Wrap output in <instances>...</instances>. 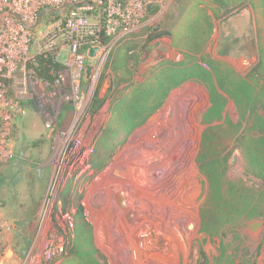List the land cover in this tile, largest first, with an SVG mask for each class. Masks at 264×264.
Masks as SVG:
<instances>
[{
	"label": "rangeland",
	"instance_id": "rangeland-1",
	"mask_svg": "<svg viewBox=\"0 0 264 264\" xmlns=\"http://www.w3.org/2000/svg\"><path fill=\"white\" fill-rule=\"evenodd\" d=\"M201 3L212 2L161 0L145 12L146 27L125 38L98 34L95 46L101 48L96 57L86 56L83 65L64 42L47 53L58 64L47 73H40L37 61L22 62L5 78L4 99L10 103L0 107V264H87L81 261L83 249L74 233L79 194L95 245L104 256L92 264H210L217 255L220 238L212 241L201 231L200 212L210 193V179L196 163L202 138L210 131L201 123L207 102L203 86L189 83L174 91L161 110L123 136L104 170L96 174L91 167L102 152L111 151L100 149L111 118L110 102L93 117L90 104L98 89L101 97L108 94L120 44L131 37L137 40L159 23L178 31L191 7ZM256 38L255 13L248 6L227 21L215 20L206 53L245 75L257 61ZM154 42L132 53L138 58V69L135 59L130 61L137 81L143 62L149 63L150 72L168 61L158 55L167 49L165 41ZM87 51L84 44L80 53ZM183 58L176 48L169 61ZM88 65L93 66L90 76ZM226 112L235 122L243 118L232 100ZM234 157L229 176L258 187L260 180L246 173L241 149H235ZM118 193H123L125 206ZM256 221L263 226L253 230ZM232 231L225 238L231 250L264 264V218L239 221ZM58 245H64L65 252L49 259L47 253Z\"/></svg>",
	"mask_w": 264,
	"mask_h": 264
},
{
	"label": "trees",
	"instance_id": "trees-1",
	"mask_svg": "<svg viewBox=\"0 0 264 264\" xmlns=\"http://www.w3.org/2000/svg\"><path fill=\"white\" fill-rule=\"evenodd\" d=\"M210 1L211 4L193 5L178 31L159 23L148 28L141 41L120 44L113 56V81L109 92L101 97L98 89L90 104L93 117L111 97H115L116 103L100 148L110 147L111 151L102 152L99 162L92 163L91 167L94 172L104 168L119 146L118 138L143 125L163 106L173 88L189 79L199 81L210 97V104L201 115V123L210 127V131L202 138L196 162L199 170L210 179L209 198L200 212L201 231L212 241L220 238L217 255L210 264H258L257 257L251 260L246 256L242 258L238 250H231L225 238L230 231L234 234L232 229L239 221L264 218V0ZM248 6L255 13L257 61L243 75L230 63L213 59L206 53V48L214 34L215 20L227 21ZM165 36H169L174 47L183 52L182 62L155 67L138 81L135 80L138 58H133L132 53L139 46L144 51ZM49 56L40 57L35 63L41 74L47 73L50 66H58ZM132 58L137 68L135 72L130 65ZM200 58L206 61L209 69L200 64ZM230 100L243 113L241 121L235 122L228 117L226 110ZM238 148L247 166L246 173L260 180L258 187L243 177L229 176L234 151ZM69 202L70 199L66 200V203ZM75 203L73 223L76 245L83 249L81 261L92 264V260L104 256L95 245L93 227L86 218L81 194ZM88 246L90 249H86ZM86 250L91 254L87 255Z\"/></svg>",
	"mask_w": 264,
	"mask_h": 264
},
{
	"label": "built area",
	"instance_id": "built-area-1",
	"mask_svg": "<svg viewBox=\"0 0 264 264\" xmlns=\"http://www.w3.org/2000/svg\"><path fill=\"white\" fill-rule=\"evenodd\" d=\"M160 1L0 0V107L10 103L4 99L5 78L13 76L20 63L36 62L53 46L67 42L75 61L83 65L96 47L98 34L125 38L145 25V12ZM48 16L51 23L43 24ZM92 18L96 22L92 23ZM84 44L88 51L83 55L80 48ZM202 65L209 68L206 63ZM64 252V245H58L47 257Z\"/></svg>",
	"mask_w": 264,
	"mask_h": 264
},
{
	"label": "crops",
	"instance_id": "crops-1",
	"mask_svg": "<svg viewBox=\"0 0 264 264\" xmlns=\"http://www.w3.org/2000/svg\"><path fill=\"white\" fill-rule=\"evenodd\" d=\"M147 26V24H145V26L144 27H146ZM214 35V34H213ZM135 36V35H134ZM144 38V35L143 36H141L140 38H138L137 37V40L135 39V37H131V38H127L122 44H124V43H126V44H129V43H131L132 41H135V42H138V41H141L142 39ZM158 40H162V41H165V43H166V46H167V49H165V50H160L159 52H158V55L160 54H163L164 55V58L165 59H168V61H167V63L166 62H163V63H161V64H156L152 69H154L155 67H159V66H162V67H164V66H168V65H170V63L172 62L173 64H180L182 61H178V62H173V61H169V59L171 58V52H173L176 48L175 47H173V43H172V40H171V38L170 37H167V36H165V37H162V38H159ZM157 40V41H158ZM121 44V45H122ZM153 45H155V42L153 43ZM152 45V46H153ZM151 49V47L149 48V50ZM199 62H200V64L202 65V62L199 60ZM149 65V63L148 64H146V62H143V64H141V66H140V73H142V75H144V74H147L148 73V66ZM203 66V65H202ZM204 67V66H203ZM209 67V66H208ZM205 68V67H204ZM151 69V70H152ZM206 69H209V68H206ZM189 83H195V84H197V85H200V86H203L205 89H206V87L203 85V84H201L199 81H197V80H192V79H189V80H187V81H185L184 83H182V85H180V86H178V87H175V88H173L171 91H170V93H169V95H168V97H167V99H166V101H165V103L163 104V106L166 104V102H167V100H169V97H170V95L174 92V91H176L177 89H179V88H181V87H183V86H185L186 84H189ZM206 91H207V102H206V105L204 106V108L202 109V111H201V115H202V113L208 108V106H209V104H210V97H209V93H208V90L206 89ZM231 101V100H230ZM230 101L228 102V104L230 103ZM108 102H110L109 104H110V106H111V108H110V110H111V116H112V108H113V106H114V103H116V100H115V97L113 96V97H111L107 102H106V104H108ZM105 104V105H106ZM105 105H104V107H105ZM163 106L160 108V109H158L155 113H153L149 118H148V120L154 115V114H156L159 110H161L162 108H163ZM228 106V105H227ZM103 107V108H104ZM102 108V109H103ZM110 116V117H111ZM147 120V121H148ZM146 121V122H147ZM145 122V123H146ZM144 123V124H145ZM143 124V125H144ZM142 126V125H141ZM141 126H139V127H141ZM139 127H137V128H139ZM137 128H135L134 130H136ZM134 130H132L131 132H133ZM131 132H129V133H126L125 135H128V134H130ZM123 136L124 135H122L120 138H118V142L120 143V142H123L126 138H123ZM123 138V139H122ZM119 146H120V144H119ZM118 146V147H119ZM115 152H116V150L114 151V153H113V156H112V158L114 157V155H115ZM112 158H110L109 160H107L106 161V166L104 167V168H102V169H99L98 171H96V174L97 173H99L100 171H102V170H104L107 166H108V164L110 163V161L112 160Z\"/></svg>",
	"mask_w": 264,
	"mask_h": 264
},
{
	"label": "water",
	"instance_id": "water-1",
	"mask_svg": "<svg viewBox=\"0 0 264 264\" xmlns=\"http://www.w3.org/2000/svg\"><path fill=\"white\" fill-rule=\"evenodd\" d=\"M97 51H99V48L98 47L92 48L90 50V53H89L90 57H96ZM92 68H93V66H91V65H88L87 66L88 76H90V73H91ZM232 162H233L234 165L236 164V158L235 157L233 158ZM117 198H118L119 202L123 206L126 205L125 204L126 203V200H125V197H124L123 193H118L117 194ZM262 226H263V224L261 222L256 221V222L252 223L250 227L253 230H257V229L261 228Z\"/></svg>",
	"mask_w": 264,
	"mask_h": 264
}]
</instances>
